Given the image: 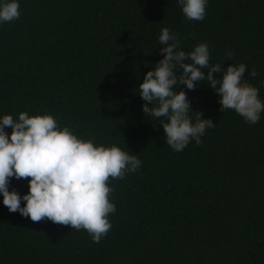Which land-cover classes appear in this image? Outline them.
Returning a JSON list of instances; mask_svg holds the SVG:
<instances>
[{
	"label": "trees",
	"instance_id": "obj_1",
	"mask_svg": "<svg viewBox=\"0 0 264 264\" xmlns=\"http://www.w3.org/2000/svg\"><path fill=\"white\" fill-rule=\"evenodd\" d=\"M18 2L19 19L0 23V118L51 114L61 129L118 146L142 167L110 179L116 211L99 243L85 230L9 212L0 193V264H264V112L249 124L221 110L207 80L195 90L174 86L216 124L177 152L167 118L147 117L139 95L163 59L167 27L177 50L209 45L210 64L222 66L217 79L231 64L247 65L244 79L264 102V0H208L202 21L187 20L178 0ZM29 180L11 178L9 191L27 194Z\"/></svg>",
	"mask_w": 264,
	"mask_h": 264
},
{
	"label": "clouds",
	"instance_id": "obj_2",
	"mask_svg": "<svg viewBox=\"0 0 264 264\" xmlns=\"http://www.w3.org/2000/svg\"><path fill=\"white\" fill-rule=\"evenodd\" d=\"M185 18L202 21L206 16L208 0H178ZM18 0H0V23H10L20 17ZM159 44L163 55L153 70L148 71L139 85V95L144 100L143 112L148 117L167 118L161 122L167 144L177 152L201 137L216 124L204 119L202 112H193L191 101L184 90H174L186 85L195 90L197 82L208 85L219 96L221 110H234L249 124H256L264 112V102L259 89L244 77L247 65H229L222 72L221 64H210V48L200 43L191 52L177 50L180 38L165 27L161 30ZM233 53H226L232 57ZM191 60V63H185ZM207 69V72L202 71ZM256 78L253 68L249 74ZM264 84V82H262ZM219 85V86H218ZM195 114V122L190 117ZM11 127V135L5 131ZM142 167L137 155L129 154L118 146H97L92 140L80 139L68 127L61 129L51 114L29 116L27 112L0 118V193L9 212H19L33 222L45 219L55 224L85 230L94 243L104 238L112 224L110 214L116 205L110 197L114 189L110 179H123L129 172ZM28 179L29 192L21 196L9 191L10 179ZM22 200L26 202L22 206Z\"/></svg>",
	"mask_w": 264,
	"mask_h": 264
}]
</instances>
